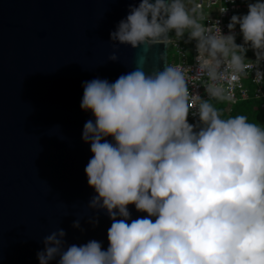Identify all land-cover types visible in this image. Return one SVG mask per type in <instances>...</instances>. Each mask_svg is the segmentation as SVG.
I'll return each instance as SVG.
<instances>
[{"label":"clouds","instance_id":"9594fccd","mask_svg":"<svg viewBox=\"0 0 264 264\" xmlns=\"http://www.w3.org/2000/svg\"><path fill=\"white\" fill-rule=\"evenodd\" d=\"M247 9L224 34L219 21L201 23L203 14L185 0L129 5L110 33L114 49L147 51L166 46L171 33L177 41L187 34L197 52L194 76L210 81L208 98L190 92L193 69L169 65L166 54L163 68L140 56L114 82L85 81L80 107L94 117L82 131L93 154L84 169L95 192L88 208L111 220L108 246L68 244L56 228L43 237L39 264H264V125L246 115L223 118L210 102L233 100L222 85L248 68L264 80V0H249ZM249 50L254 64L245 63ZM118 60L114 50L108 61ZM130 205L147 215L133 219Z\"/></svg>","mask_w":264,"mask_h":264},{"label":"water","instance_id":"95a60500","mask_svg":"<svg viewBox=\"0 0 264 264\" xmlns=\"http://www.w3.org/2000/svg\"><path fill=\"white\" fill-rule=\"evenodd\" d=\"M134 2L0 0V264H39L43 237L56 228L68 244L95 239L107 248L111 220L88 208L93 154L82 131L94 117L80 107L82 85L114 82L140 56L149 67L163 68L162 54L168 61V43L147 51L111 44ZM114 50L119 60L108 61Z\"/></svg>","mask_w":264,"mask_h":264},{"label":"built area","instance_id":"2783aa9c","mask_svg":"<svg viewBox=\"0 0 264 264\" xmlns=\"http://www.w3.org/2000/svg\"><path fill=\"white\" fill-rule=\"evenodd\" d=\"M189 8H195L196 14H203L204 20L201 23H205L206 26H211L214 22L219 21V27L224 34H228L229 29L227 27L233 15H243L247 13V3L249 0H185ZM221 7L227 9L226 12L221 13L219 10ZM236 42L238 44L242 43V36L239 33V27L236 28ZM168 43V63L169 65H183L186 67H191L193 72L189 73L192 76V84L189 85L190 92L198 93L202 98L207 99V93L205 88L207 87L208 81L207 77L197 78L194 76L196 62L195 57L197 55L195 48V41H192V56L193 60L189 59V53L186 46L183 44V39L177 41L174 33L170 34V41ZM169 48L173 49V59L170 61ZM247 60L246 64L255 63V55L252 50L246 53ZM264 69V64L261 65ZM226 90H230L233 96V100L229 101L231 103H236L238 101H244L249 98L253 99H264V80L257 82L255 79V71L253 68H248L246 74L240 76L237 81H233L231 84L224 82L222 85ZM196 118L189 116V122L195 123Z\"/></svg>","mask_w":264,"mask_h":264},{"label":"trees","instance_id":"16d2710c","mask_svg":"<svg viewBox=\"0 0 264 264\" xmlns=\"http://www.w3.org/2000/svg\"><path fill=\"white\" fill-rule=\"evenodd\" d=\"M223 114V118L246 115L250 122L264 125V99L249 98L231 103L228 100L212 99L210 101Z\"/></svg>","mask_w":264,"mask_h":264},{"label":"rangeland","instance_id":"374dc122","mask_svg":"<svg viewBox=\"0 0 264 264\" xmlns=\"http://www.w3.org/2000/svg\"><path fill=\"white\" fill-rule=\"evenodd\" d=\"M189 7V6H188ZM187 41V34L185 35L184 39H183V44L186 46L187 51L189 53V59L193 60V56H192V48H193V43L191 42H186ZM169 55H170V61L173 59V49L169 48Z\"/></svg>","mask_w":264,"mask_h":264}]
</instances>
